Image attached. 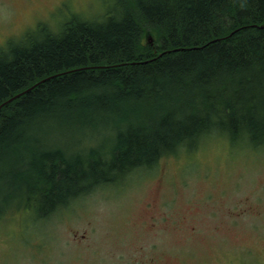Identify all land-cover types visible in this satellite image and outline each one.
I'll use <instances>...</instances> for the list:
<instances>
[{"label": "trees", "instance_id": "trees-1", "mask_svg": "<svg viewBox=\"0 0 264 264\" xmlns=\"http://www.w3.org/2000/svg\"><path fill=\"white\" fill-rule=\"evenodd\" d=\"M18 39L0 46V217L49 216L213 130L264 143V0H115Z\"/></svg>", "mask_w": 264, "mask_h": 264}, {"label": "rangeland", "instance_id": "rangeland-1", "mask_svg": "<svg viewBox=\"0 0 264 264\" xmlns=\"http://www.w3.org/2000/svg\"><path fill=\"white\" fill-rule=\"evenodd\" d=\"M114 1L0 0V46L41 24L58 31L72 14L98 19ZM195 143L49 216L12 201L0 264H264V143L221 130Z\"/></svg>", "mask_w": 264, "mask_h": 264}, {"label": "water", "instance_id": "water-1", "mask_svg": "<svg viewBox=\"0 0 264 264\" xmlns=\"http://www.w3.org/2000/svg\"><path fill=\"white\" fill-rule=\"evenodd\" d=\"M20 93H22V92H20ZM20 93H19V94H20ZM19 94H17V95H15V96L11 97L8 101H10L12 98L18 96ZM0 107H1V105H0Z\"/></svg>", "mask_w": 264, "mask_h": 264}]
</instances>
